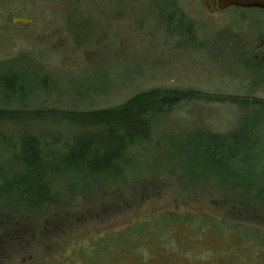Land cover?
<instances>
[{
  "label": "rangeland",
  "instance_id": "obj_1",
  "mask_svg": "<svg viewBox=\"0 0 264 264\" xmlns=\"http://www.w3.org/2000/svg\"><path fill=\"white\" fill-rule=\"evenodd\" d=\"M235 13L242 19L233 26ZM254 18L264 12L209 11L206 0H0V72H24L32 107H108L154 86L264 98V67L249 59ZM73 130L58 131L66 139ZM222 136L257 144L217 171L241 179L211 178L225 159L205 151ZM128 157L130 175L120 183L67 173L51 176L54 195L31 204L0 197V264H71L79 247L86 256L77 264H91L92 242L125 229L140 235L166 212L264 231V108L190 100ZM165 230L161 240L142 236L134 252L119 250L120 260L97 246L93 264H264V239L177 222Z\"/></svg>",
  "mask_w": 264,
  "mask_h": 264
},
{
  "label": "trees",
  "instance_id": "obj_2",
  "mask_svg": "<svg viewBox=\"0 0 264 264\" xmlns=\"http://www.w3.org/2000/svg\"><path fill=\"white\" fill-rule=\"evenodd\" d=\"M26 90V77L21 69L9 66L0 72V126H9L13 130L9 133L0 128V197H15L26 205L55 194L50 185L51 176L76 173L80 181L95 178L112 184L127 179L132 167L128 152L151 142L159 119L170 117L179 106L188 104L190 100L202 98L208 102L264 108L263 97L170 86L139 90L118 104L102 108L68 109L45 104L32 107L25 101ZM63 127L74 129L66 139L58 131ZM214 140L205 152L212 148L220 160L225 159L226 166L216 169L211 178L226 181L241 179L238 175H222L217 171L226 169L231 160H234L231 168L238 165L241 161L237 160L253 154L257 144L250 136L235 138L234 142L224 136ZM258 197L264 202V190ZM191 219L189 214L166 212L154 219L153 226L140 232V235L127 229L118 234L109 233L107 240L103 238L98 240L99 243L92 242L93 250L89 252L91 264L97 246L102 251L112 247V254L119 258L118 251L121 249L134 252L141 247L143 242L139 240L147 233L161 240L162 234L167 231L165 229L173 222L195 231L204 226L219 229L225 235L238 232L245 241L258 244L264 239L262 229L247 224L228 222L205 214L197 223ZM125 236H128L126 242L123 241ZM85 256L83 247L68 255L71 264H77L78 259Z\"/></svg>",
  "mask_w": 264,
  "mask_h": 264
},
{
  "label": "flooded vegetation",
  "instance_id": "obj_3",
  "mask_svg": "<svg viewBox=\"0 0 264 264\" xmlns=\"http://www.w3.org/2000/svg\"><path fill=\"white\" fill-rule=\"evenodd\" d=\"M206 4L208 5V10L209 11H213L214 9H216L218 12H222V11H227V10H233V11H241L242 9H247V8H240V7H236V6H229L225 9H218L217 8V0H206ZM248 10H254V11H263L264 9H258V8H251ZM237 15L232 14L231 18H230V22L229 23H234L233 26L237 25V23L239 24L241 21V17L239 15H237V17L235 16ZM253 23H251V25H253L254 27H256V29L258 30V32L255 35V41L253 46H255V52L254 54L250 55L249 59L251 61H254V63L257 62L258 66H262L264 67V18H254L253 19Z\"/></svg>",
  "mask_w": 264,
  "mask_h": 264
},
{
  "label": "water",
  "instance_id": "obj_4",
  "mask_svg": "<svg viewBox=\"0 0 264 264\" xmlns=\"http://www.w3.org/2000/svg\"><path fill=\"white\" fill-rule=\"evenodd\" d=\"M229 6H236L240 8H258L264 9V0H217V8L222 10ZM14 22L20 23H29L28 20L24 18H16L13 20Z\"/></svg>",
  "mask_w": 264,
  "mask_h": 264
}]
</instances>
